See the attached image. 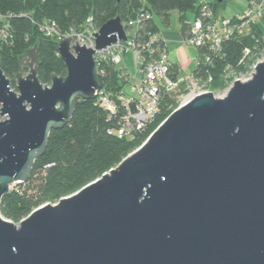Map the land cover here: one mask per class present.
I'll return each instance as SVG.
<instances>
[{
  "label": "water",
  "instance_id": "obj_1",
  "mask_svg": "<svg viewBox=\"0 0 264 264\" xmlns=\"http://www.w3.org/2000/svg\"><path fill=\"white\" fill-rule=\"evenodd\" d=\"M91 34L96 49L127 41L120 15ZM72 40L58 41L66 74L51 83L38 77L36 48L16 89L0 60V207L77 99L101 87L96 50ZM0 264H264V60L224 96L178 105L119 165L56 204L18 223L0 210Z\"/></svg>",
  "mask_w": 264,
  "mask_h": 264
},
{
  "label": "trees",
  "instance_id": "obj_2",
  "mask_svg": "<svg viewBox=\"0 0 264 264\" xmlns=\"http://www.w3.org/2000/svg\"><path fill=\"white\" fill-rule=\"evenodd\" d=\"M198 0H0V10L6 15L11 29V38L0 41V60L6 75L16 88L15 77L20 72L21 59L30 58L29 50L39 51L38 77L42 83H51L53 73L64 75L65 63L58 52L56 37L46 35L40 28L47 20H55L63 33L72 29L81 30L88 17L93 16L98 26L108 19L120 15L127 21L143 7L169 21V12L178 10L181 21L187 13L197 12ZM214 8L221 5L216 0ZM145 31L155 32L156 27L147 24ZM264 18L253 26L252 32L232 37L224 42L219 56L199 48L200 62L194 70L198 81L212 80L210 89L224 90L229 81L224 78V69L230 65L245 69L239 65L245 47L255 53L263 46ZM206 53L210 59H205ZM173 76L177 79L178 66H172ZM103 84L104 79L100 77ZM107 87L114 93L120 89L117 72L108 68ZM186 82L180 83L184 91ZM179 105L175 96L166 94L160 110L148 126L131 137L119 138L108 133L115 125L107 110L95 104V98L76 101L70 121L50 132L48 146L40 156L28 180L16 183L1 200V213L15 223L27 217L35 208L48 201L59 200L71 195L104 173L119 165L137 148L155 128L165 120Z\"/></svg>",
  "mask_w": 264,
  "mask_h": 264
},
{
  "label": "built area",
  "instance_id": "obj_3",
  "mask_svg": "<svg viewBox=\"0 0 264 264\" xmlns=\"http://www.w3.org/2000/svg\"><path fill=\"white\" fill-rule=\"evenodd\" d=\"M197 5L195 14L190 16L187 13L184 17L180 39L183 44L197 49V66L200 62L199 48H205L208 53L219 56L226 40L251 33L253 26L260 24L264 18V0H249L248 6L232 17L217 16L210 0H198ZM5 17L0 10V41L11 38V29L4 21ZM161 19L143 7L124 22L127 41H118L103 49H96L95 37L91 34L100 28L93 16L88 17L81 30L72 29L67 33L61 31L55 20H47L40 25L46 35L56 37L58 41L72 37V45L78 41L81 45L85 44L96 50L94 57L98 62V74L104 79V83L94 93L95 104L107 110L110 118L114 120L115 125L108 130L111 135L127 138L143 131L160 110L166 94H173L177 102L184 103L197 94L212 91L209 87L211 75L201 82L195 79L194 72L182 76L178 68L177 79L174 78L173 63L169 55L170 39ZM149 23L157 31H145ZM73 36H77V39ZM258 50L264 53V45ZM129 53L132 54L134 72L129 70L127 63ZM208 53L204 55L207 60L210 59ZM253 55V50L245 47L239 65L245 68ZM109 67L117 72L121 85L118 93L107 87ZM233 69L239 68L228 65L224 69V78L229 81L224 89L226 92L239 80L238 73H233ZM194 80L201 83L198 90ZM182 81L187 84L184 91L180 90Z\"/></svg>",
  "mask_w": 264,
  "mask_h": 264
},
{
  "label": "rangeland",
  "instance_id": "obj_4",
  "mask_svg": "<svg viewBox=\"0 0 264 264\" xmlns=\"http://www.w3.org/2000/svg\"><path fill=\"white\" fill-rule=\"evenodd\" d=\"M212 2H215L216 0H210ZM249 0H223L221 2V5L217 8L216 14L217 16H224V17H232L234 15H236L237 13L242 12L247 6H248ZM191 15V14H189ZM169 21L168 23H164L163 20L161 19L162 22V26L163 27H171L177 31H180L182 28V21H181V17H180V12L178 10H172L169 12ZM123 21V20H122ZM125 21H123L124 23ZM101 26V25H100ZM25 59H29V58H25ZM127 63L129 66V70L131 72H134V65H133V61H132V54L129 53L128 54V58H127ZM264 60V53L261 52L260 50H257L253 57H251L249 59L248 65L245 67V69H233V73L237 72L238 73V78L242 81L244 80H248L252 77V74L255 71V67L256 65ZM29 72V68L24 66L23 67V74L26 75ZM66 74V73H65ZM64 74V75H65ZM236 76V75H235ZM15 81H16V77H15ZM194 85L196 87V89L198 90L201 87V83L197 82L196 80H194ZM192 85V84H190ZM16 89V88H15ZM130 93V92H129ZM227 92L225 90H216L214 91V94L218 97H222L226 94ZM179 104H181V102H179ZM0 120H3V117L0 116ZM164 121V120H163ZM162 121V122H163ZM161 122V123H162ZM160 123V124H161ZM159 124V125H160ZM158 125V126H159ZM157 126V127H158ZM156 127V128H157ZM155 128V129H156ZM154 132V131H153ZM149 137V136H148ZM147 137V138H148ZM146 140V139H145ZM145 140L143 141V143L145 142ZM143 143H141L138 147H140ZM137 147V148H138ZM135 148V149H137ZM134 149V150H135ZM133 150V151H134ZM18 185L12 184L11 188L17 187ZM59 200H55V201H48L45 203H51V204H56ZM5 217V216H4ZM6 218V217H5ZM8 219V218H7ZM10 220V219H8ZM11 221V220H10ZM15 223V222H14Z\"/></svg>",
  "mask_w": 264,
  "mask_h": 264
},
{
  "label": "crops",
  "instance_id": "obj_5",
  "mask_svg": "<svg viewBox=\"0 0 264 264\" xmlns=\"http://www.w3.org/2000/svg\"><path fill=\"white\" fill-rule=\"evenodd\" d=\"M190 14V16L193 15L191 12ZM165 29L170 39L169 55L173 65L178 66L182 76L191 75L197 67V49L180 41L183 28L180 31L171 27H165Z\"/></svg>",
  "mask_w": 264,
  "mask_h": 264
}]
</instances>
